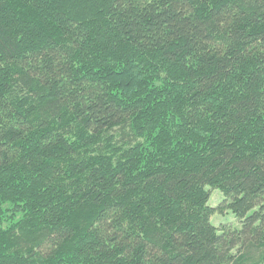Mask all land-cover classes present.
<instances>
[{"label": "trees", "instance_id": "obj_1", "mask_svg": "<svg viewBox=\"0 0 264 264\" xmlns=\"http://www.w3.org/2000/svg\"><path fill=\"white\" fill-rule=\"evenodd\" d=\"M0 264H264V0H0Z\"/></svg>", "mask_w": 264, "mask_h": 264}, {"label": "rangeland", "instance_id": "obj_2", "mask_svg": "<svg viewBox=\"0 0 264 264\" xmlns=\"http://www.w3.org/2000/svg\"><path fill=\"white\" fill-rule=\"evenodd\" d=\"M224 200V197L221 192L217 190H211V198L209 202L210 207H217L221 204V202ZM211 223L219 228L226 226L230 227L231 229L239 230L241 229V223L240 221L234 216V214L231 211H227L224 214H216L212 217Z\"/></svg>", "mask_w": 264, "mask_h": 264}]
</instances>
